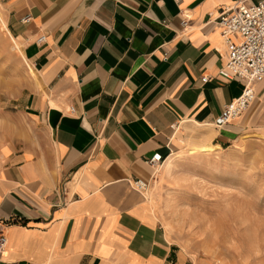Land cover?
Here are the masks:
<instances>
[{
    "label": "crops",
    "instance_id": "obj_1",
    "mask_svg": "<svg viewBox=\"0 0 264 264\" xmlns=\"http://www.w3.org/2000/svg\"><path fill=\"white\" fill-rule=\"evenodd\" d=\"M237 1L0 0L39 83L26 102L39 140L0 161L1 264L172 263L133 182H152L155 154L163 165L194 136L222 146L244 128L214 125L243 89L218 76L215 18ZM253 87L259 107L264 81Z\"/></svg>",
    "mask_w": 264,
    "mask_h": 264
},
{
    "label": "rangeland",
    "instance_id": "obj_2",
    "mask_svg": "<svg viewBox=\"0 0 264 264\" xmlns=\"http://www.w3.org/2000/svg\"><path fill=\"white\" fill-rule=\"evenodd\" d=\"M0 16L5 21L2 6ZM20 52L0 22V161L8 149L19 153L39 140L26 106L38 74ZM256 103L238 117L244 128L234 141L194 155L191 145L209 142L194 136L171 171L158 167L143 191L147 210L176 245L170 264H264V103Z\"/></svg>",
    "mask_w": 264,
    "mask_h": 264
},
{
    "label": "built area",
    "instance_id": "obj_3",
    "mask_svg": "<svg viewBox=\"0 0 264 264\" xmlns=\"http://www.w3.org/2000/svg\"><path fill=\"white\" fill-rule=\"evenodd\" d=\"M221 36L229 49L227 62L218 71L225 80H239L243 83L241 94L227 103L214 120L216 127H222L240 117L255 100L253 84L264 81V0L254 3L238 0L225 6L215 18ZM183 28L187 20L182 21ZM236 36L237 42L232 40ZM41 36L38 42H44ZM206 81L207 78L203 77ZM164 158L155 154L149 164L156 170ZM138 191H145L148 183L142 180L133 182ZM7 245V238L0 233V264Z\"/></svg>",
    "mask_w": 264,
    "mask_h": 264
},
{
    "label": "bare ground",
    "instance_id": "obj_4",
    "mask_svg": "<svg viewBox=\"0 0 264 264\" xmlns=\"http://www.w3.org/2000/svg\"><path fill=\"white\" fill-rule=\"evenodd\" d=\"M0 22H1L2 26L5 27L9 39H11V41L13 42V45L20 52L21 50H20V48L18 46V42H17L16 38H14V36L10 33V31L8 30V28H7L6 24H5V21L2 20L1 16H0ZM20 53H21L22 57L24 58L25 55L22 52H20ZM29 70L33 72V69L30 66H29ZM211 147H212V144L209 143V142L208 143H203V144L191 145V148H190L189 152L195 153L194 155H196V154H206L207 152H209L208 150ZM178 158H180V153L179 152L178 153L177 152L176 153H173L164 162V166L162 168V173H169L171 171V168L174 165V161H176Z\"/></svg>",
    "mask_w": 264,
    "mask_h": 264
}]
</instances>
